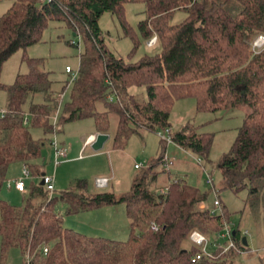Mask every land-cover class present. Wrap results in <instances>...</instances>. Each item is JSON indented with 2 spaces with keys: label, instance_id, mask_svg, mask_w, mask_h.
<instances>
[{
  "label": "trees",
  "instance_id": "obj_1",
  "mask_svg": "<svg viewBox=\"0 0 264 264\" xmlns=\"http://www.w3.org/2000/svg\"><path fill=\"white\" fill-rule=\"evenodd\" d=\"M141 1L146 17L139 22V31L148 41L157 37L159 50L136 62L126 61L111 51L99 21L106 12L116 15L136 50L138 41L125 6ZM178 11L186 17L173 23ZM50 21L66 23L84 46L62 115L63 100H57L50 72L40 69L43 59L25 57L30 71L18 74L11 85L2 82L5 63L19 50L42 41ZM261 33L264 0H13L0 16V90L8 93L7 114L0 117L1 264L13 248L21 251L24 264L28 259L31 264H233L235 254L247 252L242 230L234 227L235 249L192 262L199 248L191 242V233L221 231L229 212L222 204L220 213H212L206 207L209 192L181 177L153 187L165 152L138 168L141 172L131 189L122 194L90 193L84 180L59 195L32 184L24 204L17 206L3 199L1 191L14 163H23L32 176L42 175L36 161L46 142L36 139L32 128L58 134L66 123L87 118L94 119L98 133L113 136L115 148H124L144 129L167 133L179 147L209 158L213 134L199 132L191 122L172 131L175 103L193 97L198 112L250 109L231 151L218 163L221 189L239 193L249 188L251 199L264 204V50L255 53L251 44ZM140 87L145 88L146 99L134 91ZM39 95L42 101L37 100ZM100 103L105 110L99 109ZM113 114L118 123L111 134ZM207 175L219 196L212 173ZM59 202L66 204L68 214L124 204L128 239L90 237L66 227Z\"/></svg>",
  "mask_w": 264,
  "mask_h": 264
},
{
  "label": "rangeland",
  "instance_id": "obj_2",
  "mask_svg": "<svg viewBox=\"0 0 264 264\" xmlns=\"http://www.w3.org/2000/svg\"><path fill=\"white\" fill-rule=\"evenodd\" d=\"M12 5L13 0H0V16L6 13ZM145 11L146 4L142 1L128 3L125 6V17L138 41L136 50L134 40L131 36L124 34L121 22L116 15L106 12L100 18L99 24L109 48L126 61L136 62L146 54H155L159 50L157 42L153 45L149 44L151 39L149 41L144 39L139 31V22L146 17ZM185 17V12L178 11L172 22L180 23ZM259 35L264 34H258L251 44ZM83 47L81 38L75 36L66 23L50 21L43 33L42 41L19 50L5 63L2 82L11 85L18 74L30 71V65L25 57L43 59L44 63L40 69L50 72L54 91L64 93L59 111V115H62L64 106L70 100L73 80V74L68 73L66 69L70 66L74 73L78 72L79 56ZM65 86L67 87L65 88ZM134 91L146 99L144 87L134 88ZM37 100L42 101V97L39 95ZM7 103V91L0 90V110L6 109ZM98 107L100 110H105L102 103ZM247 111H250L248 107L237 108L230 112H198L197 100L193 97L183 98L175 103L171 114L172 131H178L191 122V126L198 127L199 132L213 134L214 141L209 158L185 150L174 142H164L158 131L144 129L133 134L124 148H115L111 135L106 146L100 151H95L92 144L89 143V138L92 134L97 135L98 132H96L94 119L87 118L66 123L58 134L46 135L41 129L32 128L33 136L46 142L43 155L36 162L40 165L42 175L46 173L55 177V194L59 195L63 191L72 189L79 180H84L87 183V190L90 193L108 190L122 194L131 189L133 179L141 172L135 168L136 163L146 167L165 152L171 164L168 168L164 164L159 166V170L162 172L153 187L155 185L163 186L170 179L176 177L184 178L189 184L199 187L204 192H209L206 207L220 213L222 209L214 207L216 195L213 187L208 184L207 173L211 172L214 187L219 193L223 206L229 212V222L225 221L222 229L228 224L238 228L242 230L243 238L246 237L248 241L249 250L245 253L235 254L233 264H264V204L259 205V201L251 199L249 188H245L239 193L221 189L222 173L218 167V163L224 155L231 151L240 128L244 125ZM117 123V116L111 115V134L114 133ZM55 139L69 149V158L64 162L60 161L59 165L55 163L53 148L50 145V141ZM42 175L27 176L23 163L12 164L1 191V197L13 205H23L25 197L16 190L15 185L12 187V182L21 178L25 180L28 187H31L32 184L41 183ZM101 178L108 179V184L104 187L98 184V180ZM125 210L126 206L122 204L68 214L66 204L62 202L58 204V211L62 215L66 227L90 237L117 240H126L130 234V223ZM224 231L214 234L201 232L210 239L208 250L219 256L224 251L219 246L224 247L228 244V239L223 238ZM5 264H24L21 251L17 248L11 249Z\"/></svg>",
  "mask_w": 264,
  "mask_h": 264
},
{
  "label": "built area",
  "instance_id": "obj_3",
  "mask_svg": "<svg viewBox=\"0 0 264 264\" xmlns=\"http://www.w3.org/2000/svg\"><path fill=\"white\" fill-rule=\"evenodd\" d=\"M156 42H157V38L154 37L151 39V42L149 44L153 45ZM252 49L255 53H260L264 50V35H259V37L256 40H254V42L252 44ZM66 71L68 73L73 74V78H72L73 80L77 77L78 72L74 73L72 67L68 66ZM63 96H64V93H58L56 95L57 100L58 101L60 100V103H61ZM6 114H7L6 109L0 110V117L1 118L5 117ZM57 119H58V116H54L55 122L57 121ZM160 135L163 139L171 142V139L167 133H160ZM95 139H96V135H92L89 138V143H93L95 141ZM51 143H52V146L54 148V154H55V160H56L55 163H56V165H59L60 159L66 156L65 149L57 141V139L52 140ZM164 161H165V163H164L165 167L168 168L170 166L171 162H170V159L167 155L164 157ZM141 167H143V164L136 163V165H135L136 169L141 168ZM25 174L27 176H30V170L27 166H25ZM54 178H55L54 176H51L48 174H45L42 177V180L44 181L45 188L51 193L55 192V180H54ZM107 180L105 178L99 179L98 180L99 186H101V187L106 186L108 184ZM15 187L19 191L25 192L27 189L25 180L21 179V178L15 180ZM162 192H164V191H162ZM215 195H216V198L214 200V207L215 208H222V202H221L220 197L218 196L217 193H215ZM214 212H216L215 209L212 210V213H214ZM154 229L158 230L159 228L157 226H155ZM223 230H225L223 233V238L228 239V244H226L224 247L219 246V248L220 249L222 248V250H224L223 252H228L229 250L236 248V244H235V241L233 239L234 227H232L231 225L228 224V225H226V227L224 229L219 231V233H221ZM190 239H191L192 243L196 247L199 248V251L192 257L193 263H197V262L201 261L202 259H214L216 257L215 253H212L208 250V246L210 244V239L208 236L202 234L200 231L195 230L191 233ZM47 250L48 249H45V251H47ZM28 264H31L30 259H28Z\"/></svg>",
  "mask_w": 264,
  "mask_h": 264
},
{
  "label": "water",
  "instance_id": "obj_4",
  "mask_svg": "<svg viewBox=\"0 0 264 264\" xmlns=\"http://www.w3.org/2000/svg\"><path fill=\"white\" fill-rule=\"evenodd\" d=\"M111 138V135L108 133H98L96 135V139L95 141L92 143V148L95 151H100L104 148L106 142ZM46 173H43V175H45ZM40 185L44 186V181L42 180ZM244 244L247 246L248 245V241L247 238L244 237L243 238Z\"/></svg>",
  "mask_w": 264,
  "mask_h": 264
},
{
  "label": "crops",
  "instance_id": "obj_5",
  "mask_svg": "<svg viewBox=\"0 0 264 264\" xmlns=\"http://www.w3.org/2000/svg\"><path fill=\"white\" fill-rule=\"evenodd\" d=\"M245 108V107H244ZM247 109V108H246ZM97 132V131H96ZM92 135H95V134H92ZM110 140V139H109ZM108 140V141H109ZM52 141V140H51ZM107 141V142H108ZM107 142H106V144H107ZM92 144V143H91ZM106 144H105V146H106ZM63 147H64V149H65V152H66V156L65 157H63V158H61L60 159V161H62V162H64L65 160H67L68 158H69V149H67L66 148V146L64 145V144H61ZM104 146V147H105ZM52 148H53V146H51ZM53 152H54V148H53ZM54 154V153H53ZM54 156H55V154H54ZM43 176V175H42ZM12 187L15 185V181H13L12 182ZM26 186H27V184H26ZM16 188V187H15ZM55 188H56V186H55ZM16 190L18 191V192H20V193H22L23 195H24V197L26 198V196L28 195V188L26 189V191L25 192H22V191H19L17 188H16ZM119 205H122V204H119ZM101 209V208H100ZM126 211V210H125ZM127 214V213H126ZM129 219V218H128ZM130 223V222H129ZM245 253V252H244Z\"/></svg>",
  "mask_w": 264,
  "mask_h": 264
}]
</instances>
